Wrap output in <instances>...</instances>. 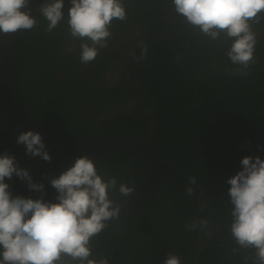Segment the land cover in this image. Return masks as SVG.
Segmentation results:
<instances>
[{"label": "trees", "instance_id": "trees-1", "mask_svg": "<svg viewBox=\"0 0 264 264\" xmlns=\"http://www.w3.org/2000/svg\"><path fill=\"white\" fill-rule=\"evenodd\" d=\"M161 1H153L154 10L148 11L152 20L145 21L140 16L141 0H129L127 19L117 21L121 27L135 21L152 28L151 36L142 35L143 45L133 52L132 82L127 91L128 96L145 98L143 109L152 107L151 122L136 112L120 114L100 125L68 115L72 103L66 107L65 98L81 95L78 106L93 105L101 112L105 108L101 95L108 96L106 88L95 84L90 95L84 97L75 67H69L66 60L62 69L67 82L62 84L57 79L58 51L67 29L63 20L68 17L70 0H64V19L51 33L46 31L47 20L37 10L46 0L35 3L32 15L38 25L23 31L7 59L4 79L8 98L17 110L24 108V117L45 128L142 137L157 148L166 163L155 196L138 213L108 222L92 241V258H107L108 264H164L171 253L179 255L181 264H257L256 250L240 248L231 235V186L227 180L242 170L245 156L264 160V20L253 25L262 33L257 38L256 63L249 75L241 76L232 74L237 66L226 55L231 39L222 34L212 40L178 15L175 24L169 26L161 19ZM159 26L168 27L170 32L157 41L153 35ZM143 47L147 48L146 58L139 60ZM134 83L143 90L135 88ZM99 88V97L92 98ZM63 111L70 121L61 117ZM0 124L5 126L1 116ZM17 136L0 131V154L15 156L20 153L18 148L24 153L25 146L17 143ZM49 154L51 162L44 161L42 166L46 196L57 194L50 178L64 172L62 161L71 167L81 155L94 160L100 169L98 174L106 173V178L115 176L118 184L135 186L131 196L113 194L118 204L136 196L145 182L144 163L132 151L111 148ZM190 177L196 178L195 184L190 183ZM5 182L13 192L20 178L14 174ZM188 187L193 189L192 196L186 194ZM202 218L209 221L206 230L186 229V224ZM233 248L237 249L235 253Z\"/></svg>", "mask_w": 264, "mask_h": 264}, {"label": "clouds", "instance_id": "clouds-1", "mask_svg": "<svg viewBox=\"0 0 264 264\" xmlns=\"http://www.w3.org/2000/svg\"><path fill=\"white\" fill-rule=\"evenodd\" d=\"M29 2L0 0V33L11 35L38 25ZM172 5L187 25L204 36L216 40L223 34L231 39L226 55L237 66L232 74L249 75L256 63L253 25L264 20V0H172ZM63 8L64 0H46L37 9L48 22V33L64 19ZM126 19L124 0H70L67 24L70 36L81 41V63L93 62L108 46L113 20ZM146 52L143 47L139 60L146 58ZM17 143L25 146L26 154L51 162L41 133L21 132ZM241 164L242 170L227 180L231 186L230 232L236 245L255 249L257 264H264V160L245 156ZM99 172L92 158L81 155L58 177L50 178L57 203L46 201L44 196L13 197L5 179L10 180L14 174L25 180L30 190L42 192L44 185L34 183L29 170L21 168L14 155L0 154V264H108L107 258H92V241L109 221L120 216L121 207L113 194L131 196L135 186L118 184L115 176L106 178V173ZM189 181L195 184L196 178ZM186 194L192 196L193 189L188 187ZM185 227L189 231L206 230L209 221L193 220ZM164 264H181V259L170 253Z\"/></svg>", "mask_w": 264, "mask_h": 264}, {"label": "flooded vegetation", "instance_id": "flooded-vegetation-1", "mask_svg": "<svg viewBox=\"0 0 264 264\" xmlns=\"http://www.w3.org/2000/svg\"><path fill=\"white\" fill-rule=\"evenodd\" d=\"M153 1L156 2L157 0H141V3H143V8L141 9L140 16L144 18L145 21L152 20L150 14H148V11L154 10L155 3ZM124 3L127 5L129 0H124ZM159 6L161 7V11L164 13L161 18L162 21L167 20L169 26L174 25L177 19V14L174 11L172 0H162ZM67 20L68 17L63 21L67 23ZM117 21L118 20H113L109 29L112 35L108 39V46L100 50L95 60L87 65L81 63L80 61L81 41L78 38H72L70 36L68 24L66 31H63L62 33V41L58 51L59 64L56 68L57 79L62 84H66L67 82V76L62 69V64L66 60L69 67H75V72L79 81V89L81 92L83 91L82 95L84 97H88L90 95L89 93L93 91L95 84H99L101 88H106L108 90L107 97H104L105 95H101V100L105 105L104 110L101 112L96 111L93 105L84 104L78 106V99H82L81 95H74L70 100L65 98L66 107H68V103H72L69 105L70 107L68 109L71 111L68 112L70 117L80 116L82 120L88 121L94 125H100L107 120L114 119L120 114L136 112L140 115L146 116L150 122L152 121V107H146L144 109L142 107V103H144L145 98L141 96L127 95L129 88L128 84L132 82L130 75L132 73L133 52L136 48H139L141 45H143L144 41L141 38L142 35L146 37L151 36L152 28L148 25L145 26L135 21L128 23L124 27H121V24H118ZM261 27H264L262 23ZM253 31H255L257 34L256 39L259 36H262V33L258 28L255 27ZM169 32L170 30L168 27L163 28L159 26L156 34L153 35V37L159 41L166 38ZM121 57L124 59H121ZM134 85L135 88L143 90L139 84L134 83ZM101 88L94 91L96 94H94L92 98L99 97ZM48 97H52V95H48ZM73 104L75 107L72 110ZM18 110L21 114L27 113L23 107ZM65 114H67L66 111H63L61 117L64 120L70 121L69 118L65 117ZM6 128V126L0 124V131L2 130V132L5 134H10L8 131H6ZM18 150L20 153L15 155L18 165L21 168L29 170V174L32 176L34 183L43 184L42 166L46 164L44 163V160L42 161L40 157H32L26 154L25 151L23 153V151L19 148ZM61 168L66 171L69 167L65 161H62ZM11 193L13 197L19 194L23 197H26V194H28V197L32 199H39L41 196L46 197L44 189L42 192L30 190L27 182L21 179L20 184Z\"/></svg>", "mask_w": 264, "mask_h": 264}, {"label": "water", "instance_id": "water-1", "mask_svg": "<svg viewBox=\"0 0 264 264\" xmlns=\"http://www.w3.org/2000/svg\"><path fill=\"white\" fill-rule=\"evenodd\" d=\"M37 0H30L29 8L33 9ZM24 11L25 9H21ZM23 30L15 34L0 33V116L9 133L19 135L29 130L41 133L46 151L49 153H81L94 149H122L138 155L145 166V182L139 193L130 201L120 205L121 213L118 219L141 211L155 196L164 176L166 164L151 144L137 136H123L99 132H68L42 127L24 117L8 98L4 70L8 56ZM57 194L46 196V201L57 203ZM117 220V219H116ZM114 221V220H112Z\"/></svg>", "mask_w": 264, "mask_h": 264}, {"label": "bare ground", "instance_id": "bare-ground-1", "mask_svg": "<svg viewBox=\"0 0 264 264\" xmlns=\"http://www.w3.org/2000/svg\"><path fill=\"white\" fill-rule=\"evenodd\" d=\"M4 122V121H3ZM85 133H87V132H85ZM114 135V134H113ZM121 136V135H120ZM123 136H126V135H123ZM129 136H134V135H129ZM138 137V136H137ZM140 138H142V137H140ZM144 139V138H143ZM146 140V139H145ZM148 141V140H147ZM149 142V141H148ZM150 143V142H149ZM151 144V143H150ZM151 146H153L152 144H151ZM156 150H157V148L155 147V146H153ZM94 150H98V149H94ZM88 151H92V150H88ZM129 151V150H128ZM158 152V151H157ZM159 154V153H158ZM160 155V154H159ZM165 163V162H164ZM166 164V163H165ZM165 171V170H164ZM164 177V176H163ZM161 183V182H160ZM135 197V196H134ZM133 197V198H134ZM130 201V200H129ZM128 202V201H127ZM124 203H126V202H124ZM121 204H123V203H121ZM121 204H119V205H121ZM144 209V208H143ZM138 213V212H137ZM136 214V213H135ZM132 215H134V214H132ZM132 215H130V216H132ZM130 216H127V217H124V218H122V219H125V218H128V217H130ZM122 219H117V220H122ZM117 220H114V221H117ZM109 222H111V221H109Z\"/></svg>", "mask_w": 264, "mask_h": 264}]
</instances>
